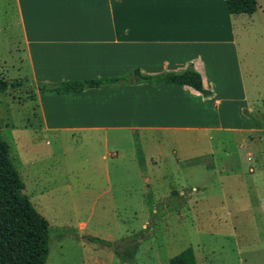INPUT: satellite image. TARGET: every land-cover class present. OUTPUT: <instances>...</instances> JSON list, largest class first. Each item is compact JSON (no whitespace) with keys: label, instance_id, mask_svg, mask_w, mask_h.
I'll return each mask as SVG.
<instances>
[{"label":"rangeland","instance_id":"rangeland-1","mask_svg":"<svg viewBox=\"0 0 264 264\" xmlns=\"http://www.w3.org/2000/svg\"><path fill=\"white\" fill-rule=\"evenodd\" d=\"M15 12L13 0H0L6 80L28 79L15 49ZM232 18L241 61L258 76L251 109L243 111L253 128L246 134L211 132L209 140L198 132L135 131L136 158L146 160L137 166L127 163L131 141L114 142L118 160L104 159L96 141L44 128L32 85L0 93V135L25 193L49 222L46 264H169L189 246L196 264H264V217L255 221V210L244 207L264 201V0Z\"/></svg>","mask_w":264,"mask_h":264},{"label":"crops","instance_id":"crops-1","mask_svg":"<svg viewBox=\"0 0 264 264\" xmlns=\"http://www.w3.org/2000/svg\"><path fill=\"white\" fill-rule=\"evenodd\" d=\"M13 3V25L21 40L15 49L20 52L19 64L26 65L29 80L113 77L135 68L155 74L180 71L192 63L204 88L212 92L205 97L188 85L167 82L91 87L68 95L34 89L33 111L36 109L44 128L73 135L77 132L81 140L96 141L103 147L104 159L118 160L116 145L131 141L127 163L137 166L146 160L136 158L139 140L135 131L147 136L162 131L170 135L198 132L212 140L211 132L242 135L253 129L243 111L251 109L249 95L258 89V76L252 66L241 61L236 25L231 19L238 14L228 12L225 0ZM224 142L221 139L222 149ZM212 148L206 152L216 157ZM244 205L255 210V221L264 217V201Z\"/></svg>","mask_w":264,"mask_h":264},{"label":"trees","instance_id":"trees-1","mask_svg":"<svg viewBox=\"0 0 264 264\" xmlns=\"http://www.w3.org/2000/svg\"><path fill=\"white\" fill-rule=\"evenodd\" d=\"M230 14H251L257 9V0H225ZM161 82L185 84L209 97L212 92L204 88L201 74L189 63L180 71H162L145 74L135 68L121 76L94 79H66L54 82L29 79L0 78V93L30 84L39 93L68 95L91 87L122 84ZM25 188L10 155L7 141L0 135V264H46L49 255L48 220L33 206L22 189ZM74 235H77L74 233ZM90 241L112 246L109 240L86 236ZM119 255V252H116ZM169 264H196L192 247H187L169 259Z\"/></svg>","mask_w":264,"mask_h":264},{"label":"water","instance_id":"water-1","mask_svg":"<svg viewBox=\"0 0 264 264\" xmlns=\"http://www.w3.org/2000/svg\"><path fill=\"white\" fill-rule=\"evenodd\" d=\"M22 192H25V188L22 189Z\"/></svg>","mask_w":264,"mask_h":264}]
</instances>
